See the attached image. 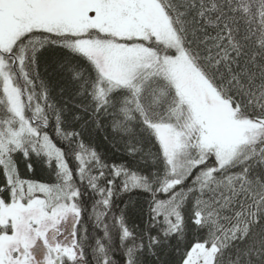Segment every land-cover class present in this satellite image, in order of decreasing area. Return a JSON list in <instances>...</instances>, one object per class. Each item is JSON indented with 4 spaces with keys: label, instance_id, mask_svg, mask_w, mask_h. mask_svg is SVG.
Listing matches in <instances>:
<instances>
[{
    "label": "snow or ice",
    "instance_id": "1",
    "mask_svg": "<svg viewBox=\"0 0 264 264\" xmlns=\"http://www.w3.org/2000/svg\"><path fill=\"white\" fill-rule=\"evenodd\" d=\"M0 176V264H264V0H0Z\"/></svg>",
    "mask_w": 264,
    "mask_h": 264
},
{
    "label": "trees",
    "instance_id": "2",
    "mask_svg": "<svg viewBox=\"0 0 264 264\" xmlns=\"http://www.w3.org/2000/svg\"><path fill=\"white\" fill-rule=\"evenodd\" d=\"M59 54H54L51 59L55 60L58 58ZM40 72L42 76H46L48 78H51L54 82L59 81L60 77L56 74L54 71V66L51 65L48 67L47 72L45 71V67L43 63L41 64L40 67ZM105 133L103 131L97 133L95 131L92 132L91 135H88L87 133L84 136V141L87 144H90L91 146L95 147V149L102 155L103 159L105 160L106 163L112 164V163H121L126 161L127 157L125 156L123 152V146L117 144L116 146H113V144L109 141L106 140L105 138ZM57 143H59L57 141ZM37 167L36 175L34 176L33 173H29L27 171L26 166L24 165L23 162L20 163L19 169H20V175L22 178H38L40 176H45L46 173H42L39 171V166ZM3 177L0 176V182H2ZM124 199H127V196L124 197ZM87 201V198H86ZM88 208L90 210L91 208V202L88 201ZM85 223L87 224L89 234L92 233V225L91 222L87 220V213H85ZM163 259L172 261L175 259L174 254H169L167 257H162Z\"/></svg>",
    "mask_w": 264,
    "mask_h": 264
}]
</instances>
